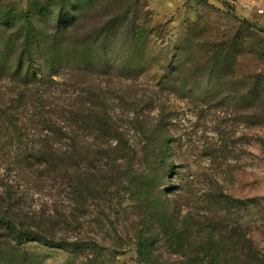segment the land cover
Here are the masks:
<instances>
[{"label":"rangeland","instance_id":"rangeland-1","mask_svg":"<svg viewBox=\"0 0 264 264\" xmlns=\"http://www.w3.org/2000/svg\"><path fill=\"white\" fill-rule=\"evenodd\" d=\"M259 8L264 0H0V76L35 58L37 77L51 60L62 72L85 62L84 78L94 93L100 88L118 126L114 143L121 139L137 152L132 175H160L151 194L155 211L143 210V195L116 185L79 209L57 186L35 188L39 180L14 169L10 138L0 127V194L9 185L26 197L15 213L72 214L81 223L55 233L76 240L77 254L32 242L26 249L35 264H187L160 241L156 211L239 226L264 251ZM14 78L0 80V97L23 90ZM121 164L110 182L129 186V164ZM140 235L149 240L146 263L136 248Z\"/></svg>","mask_w":264,"mask_h":264},{"label":"trees","instance_id":"trees-1","mask_svg":"<svg viewBox=\"0 0 264 264\" xmlns=\"http://www.w3.org/2000/svg\"><path fill=\"white\" fill-rule=\"evenodd\" d=\"M244 22L249 29L255 27ZM34 51L42 56L39 47ZM215 55L216 51L213 58ZM36 60L26 63V67L21 61L10 68L9 75L0 76V80L11 82H15L14 76H19L23 88L15 97L9 98L5 93L0 97V127L10 138L13 149L9 156L14 169L39 180L35 188L57 186L68 202L79 209H84L98 194H108L109 187L116 185L131 188L130 192L134 190L138 197L143 195V210L155 211L152 206L155 197L151 194L159 189L160 175L153 172L149 176L132 175L137 152L121 139L114 143L115 136L120 135L118 126L104 106L106 98L100 88L94 93L88 85L90 78H84L87 64L77 63L62 72L58 69L61 65L51 60L37 77ZM164 146L159 145V155ZM121 162L129 164L126 169L129 186L110 182L120 174ZM165 164V160L161 161L162 166ZM140 178L145 179L141 186L136 183ZM8 187L5 185L0 194V264H35L26 249L32 242L70 254L81 250L76 240L71 241L65 235L55 237L57 231L62 233L80 226L74 215H68L72 220L58 214L17 215L15 209H20L19 204L26 197L22 194L17 197ZM155 222L162 234L160 241L186 259L187 264H264V251L239 226L228 228L214 221L190 223L188 217L158 211ZM147 244L149 240L140 235L136 248L140 261L145 263ZM78 255L89 260L88 255Z\"/></svg>","mask_w":264,"mask_h":264},{"label":"built area","instance_id":"built-area-1","mask_svg":"<svg viewBox=\"0 0 264 264\" xmlns=\"http://www.w3.org/2000/svg\"><path fill=\"white\" fill-rule=\"evenodd\" d=\"M257 11L259 14H264V9H262V8H259Z\"/></svg>","mask_w":264,"mask_h":264}]
</instances>
